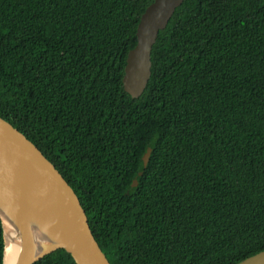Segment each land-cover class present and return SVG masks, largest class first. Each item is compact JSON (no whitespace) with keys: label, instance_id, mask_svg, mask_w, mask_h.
Masks as SVG:
<instances>
[{"label":"trees","instance_id":"1","mask_svg":"<svg viewBox=\"0 0 264 264\" xmlns=\"http://www.w3.org/2000/svg\"><path fill=\"white\" fill-rule=\"evenodd\" d=\"M153 1L0 0V117L73 186L111 264H237L264 251V0H185L136 99Z\"/></svg>","mask_w":264,"mask_h":264},{"label":"water","instance_id":"2","mask_svg":"<svg viewBox=\"0 0 264 264\" xmlns=\"http://www.w3.org/2000/svg\"><path fill=\"white\" fill-rule=\"evenodd\" d=\"M185 0H154L141 17L137 45L127 57L125 91L141 98L152 78V50ZM152 154L145 155L147 167ZM140 175H143L141 173ZM135 180L134 186L138 185ZM0 220L3 264H35L65 250L76 264H111L96 241L80 196L43 152L11 123L0 117ZM38 234L54 247L36 252ZM237 264H264V251Z\"/></svg>","mask_w":264,"mask_h":264},{"label":"bare ground","instance_id":"3","mask_svg":"<svg viewBox=\"0 0 264 264\" xmlns=\"http://www.w3.org/2000/svg\"><path fill=\"white\" fill-rule=\"evenodd\" d=\"M47 238L48 237L43 234H38L37 240L35 242L36 252L38 254L48 251L54 247V244ZM6 264H8V262H6Z\"/></svg>","mask_w":264,"mask_h":264}]
</instances>
